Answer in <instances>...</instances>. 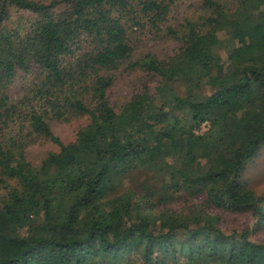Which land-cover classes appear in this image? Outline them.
Returning a JSON list of instances; mask_svg holds the SVG:
<instances>
[{"label":"trees","instance_id":"1","mask_svg":"<svg viewBox=\"0 0 264 264\" xmlns=\"http://www.w3.org/2000/svg\"><path fill=\"white\" fill-rule=\"evenodd\" d=\"M174 2L0 0V264H264V191L241 178L264 144V0H196L172 22ZM146 24L170 53L135 55ZM76 118L63 142L53 126ZM42 141L56 149L33 164ZM139 171L153 182L118 193ZM218 211L254 222L226 232Z\"/></svg>","mask_w":264,"mask_h":264},{"label":"rangeland","instance_id":"2","mask_svg":"<svg viewBox=\"0 0 264 264\" xmlns=\"http://www.w3.org/2000/svg\"><path fill=\"white\" fill-rule=\"evenodd\" d=\"M43 3H50L54 0H36ZM196 0H175L173 9L171 12L172 19L174 21V16L180 18L184 13H186L194 4ZM11 18L8 23L9 27L22 28L26 26V23L31 19V14L27 11L17 10L15 8L10 9ZM169 24V23H168ZM21 26V27H20ZM154 28H151L149 24L144 26H132L128 28V39L133 45L135 55L144 54L147 51H154L158 54H168L173 49V42L166 36L164 31L157 32ZM224 53V52H223ZM142 75L141 73H134L130 77L137 78ZM22 77H17L11 87L10 94L15 96L22 88ZM127 83L118 77L116 84L114 86V97L122 98L126 92ZM113 98V97H112ZM85 122L83 118H76L73 121H59L53 126V131L56 135L60 137L63 142L69 141L74 135L75 130L78 126ZM203 123H206L203 125ZM198 129L199 133L205 132L209 128L208 122H203ZM56 149L55 145L49 141L38 142L33 145H29L25 148L26 158L33 164H38L46 154ZM242 180L248 184V186L253 189L257 194L264 191V144L258 150L257 154L247 162L244 167L242 174ZM151 176L145 174L143 171L134 172L129 176H126L121 182V187L118 188L117 192H121L127 187H131L135 190H139L141 186L151 184ZM6 188L3 183L0 182V198L5 193ZM114 194H109L108 197H112ZM217 213V212H216ZM221 220H218L217 225L222 227L223 231L229 232L236 229H241L250 226L254 219L249 213L245 212H219ZM253 237L258 240L264 241V229L254 232Z\"/></svg>","mask_w":264,"mask_h":264},{"label":"built area","instance_id":"3","mask_svg":"<svg viewBox=\"0 0 264 264\" xmlns=\"http://www.w3.org/2000/svg\"><path fill=\"white\" fill-rule=\"evenodd\" d=\"M206 123H203V125H205Z\"/></svg>","mask_w":264,"mask_h":264}]
</instances>
